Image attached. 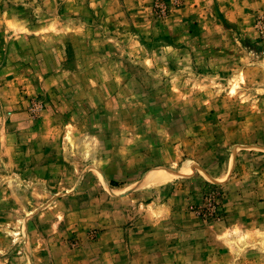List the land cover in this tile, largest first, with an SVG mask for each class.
Instances as JSON below:
<instances>
[{
  "label": "rangeland",
  "instance_id": "1",
  "mask_svg": "<svg viewBox=\"0 0 264 264\" xmlns=\"http://www.w3.org/2000/svg\"><path fill=\"white\" fill-rule=\"evenodd\" d=\"M0 264H264V0H0Z\"/></svg>",
  "mask_w": 264,
  "mask_h": 264
},
{
  "label": "crops",
  "instance_id": "2",
  "mask_svg": "<svg viewBox=\"0 0 264 264\" xmlns=\"http://www.w3.org/2000/svg\"><path fill=\"white\" fill-rule=\"evenodd\" d=\"M100 252V251H99Z\"/></svg>",
  "mask_w": 264,
  "mask_h": 264
}]
</instances>
